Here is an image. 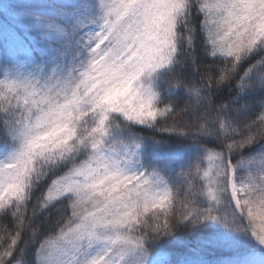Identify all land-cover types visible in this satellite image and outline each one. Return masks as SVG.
Listing matches in <instances>:
<instances>
[{
	"label": "snow or ice",
	"instance_id": "obj_1",
	"mask_svg": "<svg viewBox=\"0 0 264 264\" xmlns=\"http://www.w3.org/2000/svg\"><path fill=\"white\" fill-rule=\"evenodd\" d=\"M0 16L43 41L0 63L16 222L0 264H264V0H3Z\"/></svg>",
	"mask_w": 264,
	"mask_h": 264
},
{
	"label": "trees",
	"instance_id": "obj_2",
	"mask_svg": "<svg viewBox=\"0 0 264 264\" xmlns=\"http://www.w3.org/2000/svg\"><path fill=\"white\" fill-rule=\"evenodd\" d=\"M19 2H33V0H19ZM0 3H3V0H0ZM202 17V15H197L196 13L193 14L192 23L197 29L194 48L196 49L197 56L201 58V63L203 65H209L213 62V58L210 55L206 58L204 57L203 41L206 39V33H201L199 31L201 28L200 22ZM42 47L43 41L40 40L32 31L27 30L24 25L15 24V22L11 20L10 16H0V63H3V61L6 59V54L8 53H16L19 56L24 57L25 54H29L33 50H42ZM28 63H31V61H28ZM217 63L219 62L217 61ZM223 95L224 94H222V96ZM180 107H183V103H181ZM169 123H171V121H169ZM141 134L145 136L153 135L150 130L144 131ZM157 138L160 137L157 136ZM170 143L175 144L177 141L173 139L170 141ZM36 195H39V193L37 192ZM33 204H35V199H33L29 205L27 212L28 216H31ZM44 215H49V213H45ZM51 215L53 219H55L54 211L51 213ZM43 220V216L36 218L31 224V227L22 233L23 237L28 239L34 231L47 233L50 223L43 222ZM15 223L16 222L12 217L11 212L8 214L0 212V236L5 235V229H7L9 233H13L15 231ZM21 259L24 261V264H31L33 260V251L28 250L27 254L22 256Z\"/></svg>",
	"mask_w": 264,
	"mask_h": 264
},
{
	"label": "bare ground",
	"instance_id": "obj_3",
	"mask_svg": "<svg viewBox=\"0 0 264 264\" xmlns=\"http://www.w3.org/2000/svg\"><path fill=\"white\" fill-rule=\"evenodd\" d=\"M202 21H203V17L201 18L200 27H201Z\"/></svg>",
	"mask_w": 264,
	"mask_h": 264
}]
</instances>
